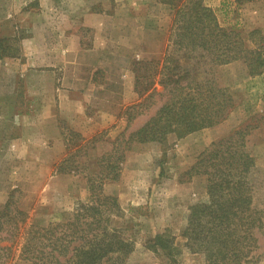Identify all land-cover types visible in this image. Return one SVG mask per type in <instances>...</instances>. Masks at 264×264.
I'll list each match as a JSON object with an SVG mask.
<instances>
[{"label": "rangeland", "instance_id": "rangeland-1", "mask_svg": "<svg viewBox=\"0 0 264 264\" xmlns=\"http://www.w3.org/2000/svg\"><path fill=\"white\" fill-rule=\"evenodd\" d=\"M204 2L220 25L239 27L245 38L252 29L264 33L263 0ZM172 7L164 0H0V210L11 194L8 212L0 217V247H8L0 250V264H31L20 254L27 224L64 221L76 202L88 200L90 184L97 195H114L115 183L126 179L127 188L132 178L140 181L130 188L132 198L117 200L120 209L110 219L133 242L127 262L168 264L148 242L163 232L180 248L178 264H204L202 253L183 245L181 231L189 207L208 201L206 181L202 174L187 178L186 172L211 142L264 115V65L252 76L242 60L215 68L218 84L233 98L217 125L126 149L128 133L161 104L160 76L140 66L160 62L170 49ZM260 124L248 144L256 157L251 206L263 212ZM117 160L118 176L109 179V166ZM125 166L128 175L122 178ZM177 184L190 187L188 198H177ZM254 235L252 264H264V228Z\"/></svg>", "mask_w": 264, "mask_h": 264}, {"label": "trees", "instance_id": "trees-1", "mask_svg": "<svg viewBox=\"0 0 264 264\" xmlns=\"http://www.w3.org/2000/svg\"><path fill=\"white\" fill-rule=\"evenodd\" d=\"M164 1L173 6L168 34L170 49L164 50L160 62L145 61L140 66L160 76L161 87L156 94L161 104L128 133L126 149L130 144L135 148L148 142L162 143L168 134L182 137L223 120L233 107V98L214 76L218 66L242 60L251 76L263 70L264 33L252 29L245 38L239 27L220 25L204 0ZM248 1L252 0H222L235 4ZM139 77L135 76V82ZM261 120L264 124V115L251 116L211 142L186 172L187 178L202 174L206 181L208 201L189 207L181 231L183 245L190 252L202 253L204 264L253 263L252 251L257 247L254 230L264 228V211L251 206L256 157L248 138L261 126ZM122 158L123 154L117 156L118 160ZM118 160L109 166L112 171L109 179L118 176ZM89 188L88 200L76 202L72 214L64 221L47 226L27 224L22 229L23 259L31 264H135L127 262L133 242L122 238L110 223L113 213L118 214L115 212L120 209L116 197L97 195L93 184ZM10 202L11 194L0 210V217L8 212ZM16 212L24 214L18 209ZM21 220L23 223L24 218ZM148 242L154 252L167 258L168 264H178L176 256L180 248L173 236L156 233Z\"/></svg>", "mask_w": 264, "mask_h": 264}, {"label": "crops", "instance_id": "crops-1", "mask_svg": "<svg viewBox=\"0 0 264 264\" xmlns=\"http://www.w3.org/2000/svg\"><path fill=\"white\" fill-rule=\"evenodd\" d=\"M233 62V61H232ZM231 63V62H230ZM222 66L220 65V66H218V68H221ZM219 70V69H218ZM217 125V124H216ZM217 128V127H216ZM218 128H221V127H218ZM205 129H208V128H204V130ZM211 129V128H210ZM202 130H203V128H202ZM214 130H216V129H214ZM127 165V164H126ZM128 166V165H127ZM127 166H125L124 167V171H123V173H122V178L124 177V176H127L128 175V170H127ZM126 181V179H124V182ZM142 181H147V179L146 178H144V179H142ZM121 183V179L118 181V183H115V184H117L116 186H118L117 187V189H115L114 190V192H112L116 197H117V200H118V202H119V204H121L122 202H124V200H126V199H130V198H132V194H130V192L132 191L130 188H133L134 186H135V183L136 182H140L139 180H138V178H135V179H133L132 178V181H130V185H127V188H125L123 185H125V183ZM172 184H173V180L172 181H170ZM176 188H177V192H178V196H177V198H188L189 197V195H190V191L188 190L190 187L189 186H185V184H177L176 185ZM127 192L128 194L125 196L124 195V192ZM127 202H129V201H127ZM165 228V227H164Z\"/></svg>", "mask_w": 264, "mask_h": 264}]
</instances>
